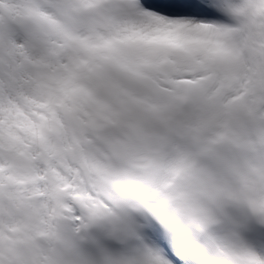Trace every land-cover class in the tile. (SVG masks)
Segmentation results:
<instances>
[{
  "label": "snow or ice",
  "instance_id": "snow-or-ice-1",
  "mask_svg": "<svg viewBox=\"0 0 264 264\" xmlns=\"http://www.w3.org/2000/svg\"><path fill=\"white\" fill-rule=\"evenodd\" d=\"M0 264H264V0H0Z\"/></svg>",
  "mask_w": 264,
  "mask_h": 264
}]
</instances>
